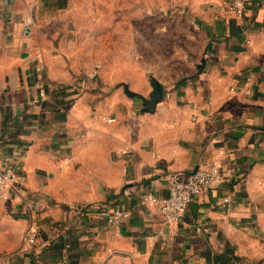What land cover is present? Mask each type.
<instances>
[{
  "label": "crops",
  "instance_id": "1",
  "mask_svg": "<svg viewBox=\"0 0 264 264\" xmlns=\"http://www.w3.org/2000/svg\"><path fill=\"white\" fill-rule=\"evenodd\" d=\"M73 1L0 0V171L22 178L0 204L25 237L21 262L264 264V0H245L244 17L224 14L232 0H207L200 63L168 80L150 77L148 59L44 46L56 21L45 12ZM95 72L97 82H76ZM152 78L163 88L153 112L140 98ZM214 164L231 168V180L180 222L143 203L148 191L169 195L166 174ZM112 207L126 212L116 225Z\"/></svg>",
  "mask_w": 264,
  "mask_h": 264
},
{
  "label": "rangeland",
  "instance_id": "2",
  "mask_svg": "<svg viewBox=\"0 0 264 264\" xmlns=\"http://www.w3.org/2000/svg\"><path fill=\"white\" fill-rule=\"evenodd\" d=\"M101 3L105 9L97 10ZM208 4L207 0H74L66 10L45 12L56 21L44 36V46L70 49L71 45L78 51L88 46L90 52L110 60L148 59L150 77L180 79L199 65L208 46ZM97 78L95 72L76 82L95 83ZM24 238L18 221L0 204V264H29L21 262Z\"/></svg>",
  "mask_w": 264,
  "mask_h": 264
},
{
  "label": "built area",
  "instance_id": "3",
  "mask_svg": "<svg viewBox=\"0 0 264 264\" xmlns=\"http://www.w3.org/2000/svg\"><path fill=\"white\" fill-rule=\"evenodd\" d=\"M245 0H232L223 6L222 11L226 16L244 17L246 13ZM42 62L41 58H38ZM38 72L42 71V66L36 68ZM252 78L248 77L244 84V91L251 92ZM80 86V85H79ZM234 90V88H232ZM47 90L41 89L39 97H47ZM107 122H115V118L105 117ZM127 153L126 150L121 152ZM233 176L231 168H225L221 165L214 164L209 168L198 167L187 173H168L166 174L169 182V195L159 197L155 193L148 191L143 196V203L147 207H158L165 223L173 224L180 222L188 211L190 204L207 190H213L221 187L230 181ZM18 172L14 167H8L5 171H0V201H7L11 198V189L14 184L21 180ZM262 184V182H261ZM230 196L224 197L220 205L226 206L230 202ZM125 210L112 207L109 210L107 222L116 225L125 217ZM37 231H31L28 236V243L33 244L36 241ZM45 264H59L58 262H48Z\"/></svg>",
  "mask_w": 264,
  "mask_h": 264
},
{
  "label": "water",
  "instance_id": "4",
  "mask_svg": "<svg viewBox=\"0 0 264 264\" xmlns=\"http://www.w3.org/2000/svg\"><path fill=\"white\" fill-rule=\"evenodd\" d=\"M151 84L152 91L150 93L149 98L143 96H140V98L143 100L145 106L144 109L153 112L156 110V107L163 99V88L162 84L156 78H152Z\"/></svg>",
  "mask_w": 264,
  "mask_h": 264
}]
</instances>
